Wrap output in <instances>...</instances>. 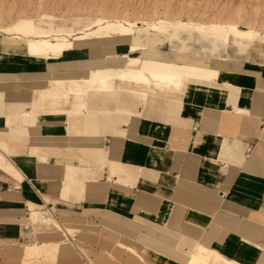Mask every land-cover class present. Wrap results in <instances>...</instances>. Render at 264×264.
I'll use <instances>...</instances> for the list:
<instances>
[{
  "label": "crops",
  "instance_id": "1",
  "mask_svg": "<svg viewBox=\"0 0 264 264\" xmlns=\"http://www.w3.org/2000/svg\"><path fill=\"white\" fill-rule=\"evenodd\" d=\"M240 33L215 38L208 63L126 44L149 34L139 28L97 38L110 47L75 41L59 60L0 42V264H264V47ZM125 61L179 69L182 85L144 99L116 80L112 94L86 89ZM57 82L60 115L40 96ZM71 82L87 90L80 103Z\"/></svg>",
  "mask_w": 264,
  "mask_h": 264
},
{
  "label": "rangeland",
  "instance_id": "2",
  "mask_svg": "<svg viewBox=\"0 0 264 264\" xmlns=\"http://www.w3.org/2000/svg\"><path fill=\"white\" fill-rule=\"evenodd\" d=\"M104 21L107 24L102 27L114 26V35L118 36L126 35L123 32L128 31L131 25L140 23L132 31L139 28L149 34H135L126 44L145 45L143 49L154 48V53L166 58H171L173 51L197 56L208 63L223 52L225 44L216 43L214 39H223L221 27L228 25L235 26L237 32L258 39L264 47V0H0V28H27L29 33L37 29L68 35L93 32L97 29L95 25ZM246 30L252 33L247 34ZM103 31L109 33L108 29ZM172 34H175V39L170 41L168 36ZM5 38L0 36V42L11 43ZM89 40L85 45L111 46L108 40L102 43L96 41L97 38ZM256 46L258 49V44ZM20 47L15 51L23 50V46ZM228 53L232 59H238L233 50ZM119 68L130 66L125 61ZM116 87L122 91L132 90L126 85L117 84Z\"/></svg>",
  "mask_w": 264,
  "mask_h": 264
},
{
  "label": "bare ground",
  "instance_id": "3",
  "mask_svg": "<svg viewBox=\"0 0 264 264\" xmlns=\"http://www.w3.org/2000/svg\"><path fill=\"white\" fill-rule=\"evenodd\" d=\"M117 23L119 24V22ZM158 23L164 26L169 25V23H166V22H158ZM105 24H107V22L105 21L99 22L97 25H95L97 29L90 33L89 32L88 33L77 32L75 34H68V35L55 34V33L50 34V33L42 32L41 30H37V29H32V32L29 33L27 28H14V27L0 28V36L4 38L6 36L8 38H5V39H8L9 41L16 43V45H22L23 50L25 51L27 56L30 58H40V59H45V60H59L65 53L73 51V47H74L73 42L75 41H86L89 39H95V38H101L104 36H108V35H111L112 33L114 34L115 30H113L112 28L114 26L102 27V25H105ZM139 24L140 23H134L133 25L130 26V29H128V31H125L123 33H127L126 35H130V33H132L133 28ZM221 28L224 31L223 39L225 40L228 39V37L232 33L237 32L236 27L232 25H228V26L221 27ZM104 29H108L109 33L104 32L103 31ZM247 33L251 34L252 32L248 31ZM260 35L262 36V34ZM172 36L173 35H171V38ZM118 63H119L118 59H116L115 62H112V64H115V65H118ZM209 75L212 77L216 76V74H211V73ZM190 78L197 82L200 81V78L198 77V75H193ZM190 78H188L187 80H190ZM183 79L184 78L181 75L179 69H176V75L174 74L171 76H167V75H161L159 73H154L151 71L147 73L146 71H140L134 68H125V69L120 70L112 66V67H109L104 72L91 73L87 80L88 86L86 89H88V91L90 92H94L97 94H106V95L112 94L113 91H112V88L110 87V82H112L113 80H116L121 84H124L128 87H132L131 91H135L136 95L144 99L145 96L147 95V91L150 92L152 86H154V89L159 92H163L164 90H166V87H170V86L179 90L182 85ZM72 84L75 87L70 88L67 86L68 89L70 88L68 92L69 94L71 93V95H73L75 102L80 103V101L83 100L84 96L87 95L86 93L87 90L86 89L84 90V88H81V86L78 85V83L74 82ZM64 86H65L64 83L57 82V83H54V87L56 91L55 94L53 93L49 95L46 93H41L40 96H42V98H47L49 100L48 105L50 109V114H55V115L62 114L55 107L59 105L58 103L61 100L67 101L69 99L67 93L61 92L63 91ZM39 102L40 103H39L38 108L42 111L44 109V106H43L44 104H43V101H39ZM74 107H76V104L74 105ZM65 111L67 112V110ZM74 111L72 110V112ZM31 113L34 114L35 110L31 111ZM43 212L44 210L40 214L41 219L45 222L54 223L55 221L54 215L52 213L45 215ZM44 251H45V248H41L39 253H43Z\"/></svg>",
  "mask_w": 264,
  "mask_h": 264
},
{
  "label": "built area",
  "instance_id": "4",
  "mask_svg": "<svg viewBox=\"0 0 264 264\" xmlns=\"http://www.w3.org/2000/svg\"><path fill=\"white\" fill-rule=\"evenodd\" d=\"M1 189V188H0ZM16 189V187L15 186H12V185H7V187H6V190L7 191H14ZM45 215H47V214H50V213H52V214H54L50 209H44V212H43ZM55 215V214H54ZM30 228V225L29 224H27L26 226H25V229H29Z\"/></svg>",
  "mask_w": 264,
  "mask_h": 264
}]
</instances>
